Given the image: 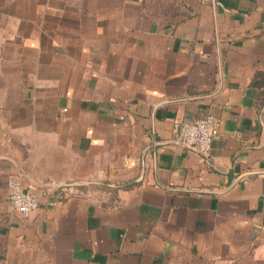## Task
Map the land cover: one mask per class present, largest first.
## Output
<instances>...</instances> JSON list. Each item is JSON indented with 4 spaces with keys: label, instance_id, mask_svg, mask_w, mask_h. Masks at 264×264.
<instances>
[{
    "label": "crops",
    "instance_id": "0c3cea01",
    "mask_svg": "<svg viewBox=\"0 0 264 264\" xmlns=\"http://www.w3.org/2000/svg\"><path fill=\"white\" fill-rule=\"evenodd\" d=\"M0 264H264V0H0Z\"/></svg>",
    "mask_w": 264,
    "mask_h": 264
},
{
    "label": "built area",
    "instance_id": "2783aa9c",
    "mask_svg": "<svg viewBox=\"0 0 264 264\" xmlns=\"http://www.w3.org/2000/svg\"><path fill=\"white\" fill-rule=\"evenodd\" d=\"M219 121L212 114H205L195 118H185L174 125L175 141L189 149L204 155L208 154L212 140L218 136ZM74 183H66V186ZM7 185L10 191V202L13 209L22 217H28L37 208V195L25 187L22 179L17 175L8 177Z\"/></svg>",
    "mask_w": 264,
    "mask_h": 264
},
{
    "label": "water",
    "instance_id": "95a60500",
    "mask_svg": "<svg viewBox=\"0 0 264 264\" xmlns=\"http://www.w3.org/2000/svg\"><path fill=\"white\" fill-rule=\"evenodd\" d=\"M45 187H47L46 185H44Z\"/></svg>",
    "mask_w": 264,
    "mask_h": 264
}]
</instances>
